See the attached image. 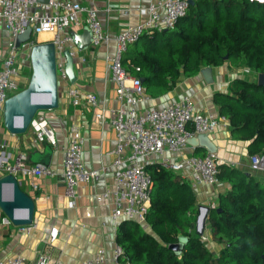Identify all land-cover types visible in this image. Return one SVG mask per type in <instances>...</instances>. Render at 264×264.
<instances>
[{
    "label": "built area",
    "instance_id": "1",
    "mask_svg": "<svg viewBox=\"0 0 264 264\" xmlns=\"http://www.w3.org/2000/svg\"><path fill=\"white\" fill-rule=\"evenodd\" d=\"M189 0H155L147 6L146 18L136 24L126 25L114 36L112 53L106 55L107 79L115 85V97L119 103L116 108L106 109L96 96L84 92L74 85L65 88V96L72 106L95 109L93 118L108 123L113 130L115 145L111 151L112 184L110 189L94 195L96 202L111 199L110 217L114 222L131 221L145 225V215L150 203L152 179L146 170L148 163L158 165L168 171L179 173L187 171L188 183L195 190L201 185L218 184V166L222 164L214 153L206 152L202 156H182L172 160L165 154H180L187 141L200 134H208L219 125L228 124L220 114L194 113L188 96L161 108L138 109V105L147 101L148 96L141 81L131 76L122 66L121 60L128 46L141 35L154 31L172 29L187 10ZM264 6V0H247ZM0 20L7 31L4 43V55L0 57V126L5 100L19 91V78L30 59L31 47L36 43L29 38L16 45V38L25 31L30 36L41 32L51 34L49 42L54 52L55 76L57 81H67L64 71L63 52L72 57L75 43L69 33L71 28L84 26L90 34V46L97 47L109 41L95 8L83 5L79 0H0ZM138 67L135 71H138ZM34 125L33 142L51 141V132L45 126L41 116L32 119ZM84 138L75 128L70 129L67 144L61 159V177L64 193L69 205L74 203V188L78 183H89L99 178L101 170L86 169L82 162ZM7 143L0 142V172L11 174L18 184L20 178H29L31 189L37 184L33 177L53 176L54 171L41 165H25L26 157L17 153L12 159L6 150ZM151 157L158 158L154 162ZM249 169L261 174L264 181V156L249 155ZM11 159V160H10ZM214 203L207 205L213 208ZM6 221V220H5ZM7 222V221H6ZM57 229L48 231L47 243L54 242ZM205 238L201 236V241ZM122 250L115 245L110 255L104 248L82 260L80 264H131L122 259ZM0 264H25L23 257L15 255L0 259ZM34 264H62L50 259L47 254L37 255Z\"/></svg>",
    "mask_w": 264,
    "mask_h": 264
},
{
    "label": "trees",
    "instance_id": "2",
    "mask_svg": "<svg viewBox=\"0 0 264 264\" xmlns=\"http://www.w3.org/2000/svg\"><path fill=\"white\" fill-rule=\"evenodd\" d=\"M121 63L151 97L170 91L180 75L195 76L203 67L227 63L264 73V6L247 0H193L172 29L143 34L130 44ZM212 100L217 113L227 119L231 138L247 142L249 155L264 156V87L234 78L228 91L215 92ZM146 170L152 186L145 225L153 235L122 220L115 243L123 260L264 264V182L236 167L218 166V181L228 186L218 193L205 221L212 241L220 246L215 254L195 233L197 205L190 184L157 164L146 165ZM173 243H180L178 252L168 249Z\"/></svg>",
    "mask_w": 264,
    "mask_h": 264
},
{
    "label": "crops",
    "instance_id": "3",
    "mask_svg": "<svg viewBox=\"0 0 264 264\" xmlns=\"http://www.w3.org/2000/svg\"><path fill=\"white\" fill-rule=\"evenodd\" d=\"M79 1L83 5L96 9L97 17L109 41L97 47H91L89 43L82 50L75 44L72 56L75 81L73 83L68 80L66 82L57 81L56 107L37 111L32 116V119L38 116L44 119L46 128L51 132V141L43 140L34 143L33 124L29 125L24 133L17 135L9 133L3 123L0 126V142L7 143L6 150L10 153L11 159L17 153H22L26 157V166L41 165L54 171L53 176L33 177L37 184L36 190L31 189L29 178H20V189L33 201L32 220L28 226L17 227L6 222L0 211V259L20 255L25 264H34L37 255L44 253L50 259L59 260L62 264H80L97 248H104L107 255H110L116 245L115 232L122 220L114 222L111 219V199H104L100 202L94 199V195L112 187L111 162L113 156L110 153L115 145L114 132L106 121L102 124L93 118L95 109L72 106L65 96V88L68 85H74L84 92L94 94L106 109L118 107L115 85L107 79L106 55L113 51L115 34L126 25L143 21L147 15L148 4L155 0ZM0 30H4L6 34L4 37L7 38V31L2 20H0ZM69 33L73 38L76 36L81 39V42L86 43L89 32L82 26L69 29ZM49 36L51 37V34ZM4 37H0V43H3L0 57L4 55L6 40V38L3 39ZM50 37L41 38L37 34L33 36V39L37 44H45L49 42ZM210 68L212 82L205 83L200 73L192 77L180 75L170 91L155 97L147 94L148 100L139 104L138 109L161 108L186 95L190 99L194 113L217 114L212 100L213 94L227 92L231 80L244 78V75L240 74L242 70L239 67H232L227 63L210 66ZM234 68H237L236 72L233 71ZM27 85L28 79L21 76L19 91L25 89ZM71 128H75L84 138L81 156L84 167L101 170V173L96 181L86 184L78 183L74 188V203L69 205L61 177V159ZM205 135L215 147L214 154L217 160L252 175L248 165L247 142L231 138L228 124L219 125L214 131ZM205 153L206 151L201 146L193 148L187 144L182 153L173 155L166 153L165 155L172 160H178L182 156H201ZM151 159L154 162L158 160L156 157H151ZM151 164L158 165V163L147 165ZM253 172L255 175L252 176L255 179L264 182L259 172ZM175 174L188 182L187 171ZM3 175L6 174L0 172V177ZM227 186L225 183L218 182L212 186L201 185L193 190L197 207L207 206L210 203L216 204L218 193L223 192ZM51 227L57 229V235L54 242L49 244L47 237ZM147 232L151 233L150 229ZM203 237L205 238L202 241L203 244L216 254L220 246L212 241L206 222Z\"/></svg>",
    "mask_w": 264,
    "mask_h": 264
},
{
    "label": "water",
    "instance_id": "4",
    "mask_svg": "<svg viewBox=\"0 0 264 264\" xmlns=\"http://www.w3.org/2000/svg\"><path fill=\"white\" fill-rule=\"evenodd\" d=\"M39 3H46L47 0H37ZM189 0L188 4H192ZM29 32L25 31L16 38V45L26 41ZM74 43L79 49L86 48L90 43V34L85 42H81L78 37L73 38ZM64 71L70 83L75 81L73 73L72 57L67 51L63 52ZM30 62L32 75L27 87L9 96L3 105L2 123L5 129L11 134H22L28 128L32 116L37 111L50 110L57 104V82L55 76L54 52L50 42L45 44L35 43L30 50ZM226 60V56L223 57ZM205 83L212 82L211 68L203 67L199 70ZM256 84L264 87V73L256 74ZM187 144L193 148L201 146L206 152L215 153L214 145L208 140L205 134H200L190 138ZM209 207L198 206L195 218V233L203 235L205 221ZM0 211L5 220L17 227L28 226L31 224L33 215V201L24 193L11 174L0 177ZM181 248L180 243H173L168 246L173 252H178Z\"/></svg>",
    "mask_w": 264,
    "mask_h": 264
},
{
    "label": "rangeland",
    "instance_id": "5",
    "mask_svg": "<svg viewBox=\"0 0 264 264\" xmlns=\"http://www.w3.org/2000/svg\"><path fill=\"white\" fill-rule=\"evenodd\" d=\"M0 33L2 34H0V37H4L6 34H4L5 32H4V30H0ZM6 37H4L3 39H5ZM2 45H3V43H0V54L2 55V52H1V49H2ZM235 70H233V71H235L236 72V69L237 68H234ZM239 69H241L242 70V72H240V74L242 73L243 75H244V79H246V80H249V81H256V74L255 73H253V72H251V71H248L247 70V68H245V67H239ZM32 68H31V62H30V60L28 61V63L26 64V68L23 70V72H22V76H24V77H26L27 79H28V83H29V80H30V78H31V75H32ZM251 73V74H250ZM243 77V76H242ZM7 95H11V93L10 92H7ZM252 175H255V172H250ZM260 176V175H259ZM258 176V177H259ZM262 181V180H261ZM146 231H149V229H148V227L146 226V225H144V226H142ZM194 229H195V226H194Z\"/></svg>",
    "mask_w": 264,
    "mask_h": 264
},
{
    "label": "bare ground",
    "instance_id": "6",
    "mask_svg": "<svg viewBox=\"0 0 264 264\" xmlns=\"http://www.w3.org/2000/svg\"><path fill=\"white\" fill-rule=\"evenodd\" d=\"M39 35L41 36V38H43V37H50L49 35V33H47V32H41V33H39Z\"/></svg>",
    "mask_w": 264,
    "mask_h": 264
}]
</instances>
